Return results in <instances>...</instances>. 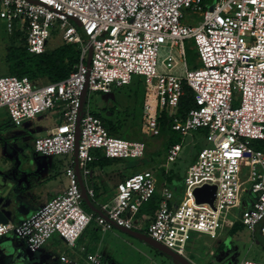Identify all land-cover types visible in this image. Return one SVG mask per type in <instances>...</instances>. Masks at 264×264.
<instances>
[{
	"label": "built area",
	"instance_id": "obj_1",
	"mask_svg": "<svg viewBox=\"0 0 264 264\" xmlns=\"http://www.w3.org/2000/svg\"><path fill=\"white\" fill-rule=\"evenodd\" d=\"M184 11L201 21L184 24ZM0 19L9 35L15 30L24 35L30 53H44L56 31L62 42L81 50L75 70L60 82L34 87L26 77H0V108L8 110L15 126L63 105L58 110L61 123L37 137L34 145L46 157L71 156L67 189L21 223L0 224V239L15 236L36 253L59 235L74 249L95 220L102 233L145 228L149 238L185 257L195 234L218 241L237 222L251 233L259 228L264 237V151L256 144L264 142V0H0ZM186 42L197 53L196 68L189 67ZM165 47L168 55L159 72ZM134 76L146 83L145 134H160L158 116L165 109L174 118V131L187 136L203 129L210 144L189 167L181 199L170 187L161 189L150 222L138 214L157 190L151 170L120 181L114 198L102 204L90 181L95 150L110 159L145 155L143 142L110 135L89 106L84 111L87 94H109L130 85ZM184 85L193 91L194 105L185 118H178ZM181 150V144L172 146L167 162L177 161ZM77 166L89 199L99 205L96 217L82 208L85 195ZM205 185L217 187L213 205L197 203L194 191ZM59 260L104 264L100 252L84 247L78 255L63 254Z\"/></svg>",
	"mask_w": 264,
	"mask_h": 264
},
{
	"label": "rangeland",
	"instance_id": "obj_2",
	"mask_svg": "<svg viewBox=\"0 0 264 264\" xmlns=\"http://www.w3.org/2000/svg\"><path fill=\"white\" fill-rule=\"evenodd\" d=\"M182 21L187 25H197L201 18L198 15H193L190 11H184ZM75 27L80 35L83 36L81 28L76 24ZM5 29V22L0 19V77L9 76L8 66L4 60L5 44L9 37ZM56 33L57 31L53 33V38L49 41L48 47H54L56 44L61 43L62 40ZM186 44L187 50L191 51L190 47H188L190 44L188 42ZM167 49L168 47H165L160 52L158 58L159 72H163L161 62L168 55ZM196 57L195 50L187 57L191 69L197 66ZM88 59L89 54L85 59L86 64H88ZM33 84L34 87H42L46 85V82L35 81ZM145 92V79L134 76L130 85L115 89L109 94L100 92L87 94L84 111L89 106L93 114L108 117L121 126L119 132L121 138L128 141H141L147 144L148 150L143 158L126 160L129 166L128 174L151 170L156 175L160 170L164 169L167 174L166 178L173 177L175 186L182 189L184 188V180L189 167L195 162L199 152L210 146L206 140V132L200 129L190 132L187 136L176 133L171 138L169 136L154 137L145 134L143 132ZM240 98V94L236 95L235 105L239 104ZM61 108H63V105H60L56 110L48 111L33 120L24 122L22 126L13 125L10 121L8 110L0 108V210L5 213L12 224H18L20 218L35 210H39L51 196L64 192L69 185L66 169L71 164V156L46 157L37 153L34 145L35 139L43 135V132L61 123L62 115L58 112ZM137 126L141 127L142 133L146 136H142L138 132ZM176 143L182 145V150L177 161L168 163L169 150ZM256 144L263 145L260 141L256 142ZM92 174L95 180L108 181L111 186L116 187L117 183L126 176V170L124 165H120L115 168V171L108 170V172H104L99 169L92 170ZM104 188L106 190L105 193L103 192L98 199L100 201L107 200L108 202L116 195V189L114 191L106 184H104ZM104 188L102 187V190ZM182 194L183 190L179 195H176L177 199H181ZM98 199L97 203H99ZM97 203L94 201L93 206L85 203L82 208L87 214L96 217L99 211ZM138 219L146 221L143 215L138 216ZM94 228L95 224L92 222L83 234L82 242L87 243L88 247L92 249H99L104 257V264H179L170 256L146 243L142 238L119 228H114L105 235L99 233V240L94 242L92 238ZM133 232L143 237H148L145 228L136 229ZM227 234L222 235V242L229 237V242H224L223 246V250L227 251L222 253L219 251L222 256H217V259L219 258L218 260L222 264H225L226 260L232 261V264H240L246 259L264 263V237L260 234L259 229L256 237H253L250 232L237 229ZM57 237V235H54L43 246L42 250L53 247L57 250L55 251L57 252L56 254H59L63 249L53 243ZM252 238H255L256 247L251 246ZM14 239L18 238L15 237ZM20 242L23 243L24 252L21 254L13 253L14 256L12 255L8 258L7 255L9 254L6 253V256L0 257V264H16L19 261H26V258L28 259L29 255L25 256L27 255L26 242ZM230 245H232L231 248H229ZM209 246L210 243L198 241L191 251V244H189L186 257H193V253L196 256L205 254ZM8 251L11 252L10 249ZM7 259L8 261H6ZM194 259L200 261L195 256ZM57 262L55 259L52 260V263ZM33 264L38 263L34 262Z\"/></svg>",
	"mask_w": 264,
	"mask_h": 264
},
{
	"label": "trees",
	"instance_id": "obj_3",
	"mask_svg": "<svg viewBox=\"0 0 264 264\" xmlns=\"http://www.w3.org/2000/svg\"><path fill=\"white\" fill-rule=\"evenodd\" d=\"M5 46L6 47H5L4 60L6 61L8 66L9 76H17L19 78L26 77L32 82L45 81L46 85L57 83L68 78L70 74L75 70V66L79 63L81 58V50L78 45L67 44L62 41L61 43L56 44L54 47L47 46L46 51L42 54L30 53L28 51L26 39L24 35L18 30H15V32L12 35H9ZM192 52H194V50L191 51L187 50V57H189ZM195 55H197L196 51H195ZM184 91L185 94L180 100L178 112L175 115V117L178 118H185L186 114L193 108L194 105L193 91L191 90V88L188 85H184ZM94 115L101 118L105 127L109 131L110 135L112 136L118 135L115 137L121 138L119 136L121 126H119L117 123H115L112 119L108 117H102L99 114H94ZM158 123L160 128V134L158 135L159 137L169 136L171 138L177 133L176 131L173 130L174 118L171 117L165 109L159 112ZM136 128L142 136H146L145 134L142 133L141 127L137 126ZM261 143H263V145L258 144L257 148L264 151V142ZM144 144L146 146V151H145V155H146L148 146L146 143ZM177 144L178 143L174 145ZM93 154L96 156V160L90 164V168L92 170L100 169L103 170L104 172H108V170L115 171V168L117 166L124 165L126 170V176L120 181L133 175V174H128L127 172L129 166L126 163L127 162L126 160L129 159H110L107 158L105 156V153L101 150H95L93 151ZM166 175L167 174L165 173L164 169L160 170L158 174H156V178H157L156 193L149 202L144 204V206L142 207V209L138 214V216L143 215L148 217L149 222L153 220L155 212L159 207V203L161 199L160 192L165 185L173 189L175 195H179V193H181L182 190H184V188L179 189V187L175 186V181L173 177L167 179ZM90 181H91V186L95 191V196L97 200L98 197L101 196L102 193L103 192L105 193L106 191L104 188V184L102 182L99 183V181L95 180L93 177H91ZM102 187L104 188V190H102ZM93 202L94 201L90 199L89 206H93ZM85 203L86 202H84V204ZM92 222H94L95 224L92 238L94 242H96L99 240V233H101V230L97 226L95 220H93ZM92 222L90 223V225L92 224ZM238 225L239 224L237 223L233 230H235ZM89 226L87 227V229L89 228ZM87 229L85 230V232L87 231ZM94 250L95 249H92L90 247L89 249H87L88 252H93Z\"/></svg>",
	"mask_w": 264,
	"mask_h": 264
},
{
	"label": "crops",
	"instance_id": "obj_4",
	"mask_svg": "<svg viewBox=\"0 0 264 264\" xmlns=\"http://www.w3.org/2000/svg\"><path fill=\"white\" fill-rule=\"evenodd\" d=\"M51 129H53V128H50V129H48V130H46L45 132H43V135H45V134H47V132L49 131V130H51ZM43 135H41V136H43ZM103 183V184H106V185H108L109 186V188L110 189H114V191H115V189H116V187L114 186H111L110 184H109V182L108 181H103V180H100L99 181V183ZM63 193V192H62ZM61 194V193H60ZM59 195V194H58ZM55 196H57V195H53V196H51L48 200H47V202L45 203V204H47L52 198H54ZM105 196V195H104ZM103 196V197H104ZM111 199V198H110ZM98 202L99 203H107V200H103V201H100L99 199H98ZM109 202V201H108ZM37 210H35L34 212H32V213H30V214H27L25 217H22V218H20L19 220H18V223H21L24 219H26L27 217H29V216H31L33 213H35ZM98 212H100V209H99V211ZM97 212V213H98ZM144 223L145 222H142L141 223V226L143 227L144 226ZM239 225L236 227V229L237 230H242V231H246V232H250V231H248L240 222H237ZM236 223V224H237ZM236 226V225H235ZM234 226V227H235ZM234 227H232V228H229V229H224L221 233H220V237H219V239H218V241H213L209 236H207V235H201V234H195L194 236H193V240H192V242H191V251L193 250V248H194V245H195V243L196 242H198V241H200L201 243H210V246H209V249L207 250V252H205V254H202V255H199V256H196L194 253L192 254V255H194L195 257H197L198 259H200V261H196L195 259H194V256L193 257H189V258H187L186 257V254H185V258L186 259H188L190 262H192L193 264H222V262L220 261V260H218L217 259V256H222V252L223 251H227V250H223V246H224V242H229V237H227L223 242H222V235L223 234H225V233H228L229 234V232L230 231H233V229H234ZM258 229L259 228H257L256 229V232L255 233H251L250 232V234L253 236V237H256V234H257V232H258ZM113 230V229H112ZM111 230V231H112ZM122 230V229H121ZM111 231H109V232H111ZM108 233V232H107ZM107 233H102L101 232V234H103V235H105V234H107ZM227 234V235H228ZM261 234V233H260ZM58 237H57V239L56 240H54V244H57V245H59V248L60 249H63L59 254H56L57 252H55V251H57V250H55L53 247H50V248H46V250H42V248L38 251V252H36V253H32L29 249H28V247H27V244L25 243V241H23V240H21V239H14L15 238V236H8V237H3V239L2 240H0V257L2 258V257H4V256H6L5 254L6 253H8L9 255H7V258L9 257V256H12L13 255V253L14 254H21L22 252H24V247H23V243H21L20 241H23L24 243H25V246H26V250H27V255H25L26 257L28 256V259L26 258V261L25 260H23V261H19V262H17L16 264H33L34 262L35 263H38V264H62L61 262H60V260H59V257L61 256V255H63V254H67V255H78V252H80L81 251V248H86V250L87 249H89V247H88V244L87 243H85V242H82V238L81 239H79V241L77 242V247L76 248H74V249H70L69 247H68V245L66 244V242L59 236V235H57ZM225 238V237H224ZM18 240H20V241H18ZM252 245L251 246H255L256 247V241H255V238H252ZM53 243H52V245H53ZM232 247V245H230L229 246V248H231ZM8 249H10L11 250V252L10 251H8ZM228 250H230V249H228ZM96 251H98V252H100L99 251V249H95L93 252H96ZM219 251L221 252V253H219ZM58 252H59V249H58ZM213 255H216V256H213ZM228 255V254H227ZM14 256V255H13ZM104 258V257H103ZM57 260L58 262L57 263H52V260ZM28 260V261H27ZM6 261H8V259L6 260ZM244 261H251V262H254V263H259V262H255V261H252V260H248V259H246V260H243L242 262H240V264H242ZM233 262L232 261H225V264H232ZM180 264V263H179ZM260 264H264V263H260Z\"/></svg>",
	"mask_w": 264,
	"mask_h": 264
},
{
	"label": "water",
	"instance_id": "obj_5",
	"mask_svg": "<svg viewBox=\"0 0 264 264\" xmlns=\"http://www.w3.org/2000/svg\"><path fill=\"white\" fill-rule=\"evenodd\" d=\"M91 59H92V49L89 52L88 66L91 65ZM77 154H78V152H76V154H75L76 157H77ZM77 172H78L79 181H80V185H81L82 191H83V193L85 195V202L88 205H90V199L88 197L86 187H85V185L83 183V180L81 178L78 166H77ZM216 191H217V187L216 186L205 185L204 187L197 188L194 191V195L196 197L197 203H200V204L201 203H209V204L213 205V202H214L215 197H216ZM8 222H9L8 217L5 215V213L3 211L0 210V224H7ZM124 231H127V230H124ZM127 232H129L130 234H133V235H135V236H137L139 238H142L146 243H148L151 246L155 247L160 252L170 256L172 259H174L175 261H177L180 264H193L192 262H190L185 257H182V256L178 255L177 253H175L174 251L170 250L169 248H167L163 244H160V243L154 241L153 239H151L149 237H143L142 235L134 233L133 231H127Z\"/></svg>",
	"mask_w": 264,
	"mask_h": 264
}]
</instances>
